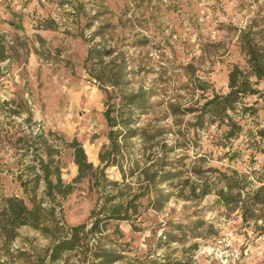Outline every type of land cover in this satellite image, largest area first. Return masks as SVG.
Returning <instances> with one entry per match:
<instances>
[{
	"label": "rangeland",
	"instance_id": "1",
	"mask_svg": "<svg viewBox=\"0 0 264 264\" xmlns=\"http://www.w3.org/2000/svg\"><path fill=\"white\" fill-rule=\"evenodd\" d=\"M248 27L264 34V0H0V33L15 49L9 59L0 62V103L24 99L28 109L13 116L15 122L18 119L22 124L31 112L32 124L65 140L77 139L88 158L96 157L108 143L104 97L85 69V58L95 45L117 49L127 62L126 92L141 86L153 93L150 103L155 107L141 118L160 133L150 151L155 155L163 151L168 162L184 158L182 169L188 171L184 177L194 178L190 171L196 166L249 173L264 165V153L247 149L245 137L221 149L213 127L194 132L189 125L192 115L175 120L165 109L167 102L190 107L196 101L201 103L212 90L225 93L232 66L245 67L238 37ZM99 30L102 34L95 35ZM196 79L205 84L207 94L198 90ZM1 110L0 196L22 197L14 173L24 157L7 144L17 128L3 123L8 114ZM258 120L264 126L262 115ZM128 142L135 147L124 151L126 177L122 179L116 167H108L105 174L108 180L133 188L137 172L130 177L128 169H133V161L141 168L150 159L141 156L142 143L137 138ZM256 145L264 150V142ZM225 152H236L237 157L224 159ZM61 167L65 179H70L69 153L62 155ZM86 188L77 185L76 192L62 204L66 225L88 223L91 211L97 208L95 190ZM158 188L175 193L166 184ZM214 201V196L196 202L171 196L160 211H153L144 209V200L138 209L140 216L133 222L138 232L126 221L112 223L119 227L128 247L127 258L114 264H140L149 249L155 250L154 243L168 224L190 226L196 221L204 223L198 232L201 236L181 234V244L157 248L155 256L176 248L179 252L172 257L186 259L189 253L181 250L195 244L190 253L193 264H264V209L256 208L243 219L239 210ZM108 227L111 233L112 227ZM16 233L9 244L0 237V264H33L36 257L45 255L48 239L27 227ZM82 259L72 256L65 263L54 264H88Z\"/></svg>",
	"mask_w": 264,
	"mask_h": 264
},
{
	"label": "trees",
	"instance_id": "2",
	"mask_svg": "<svg viewBox=\"0 0 264 264\" xmlns=\"http://www.w3.org/2000/svg\"><path fill=\"white\" fill-rule=\"evenodd\" d=\"M100 34V30L95 33L97 36ZM238 41L245 67L232 66L227 75V91L217 93L212 90L208 95L205 84L196 79L194 82H197L198 90L207 94L203 101L198 104L196 101L190 107L167 102L166 115L175 120L192 115L193 124L189 125L194 132L213 127L221 149L225 150L231 145L230 142L245 137L247 149L264 153L256 145L264 142V126L258 120L259 115L264 117V34L248 27L240 32ZM9 44L5 41V35L0 33V62L9 59L10 52L15 50ZM85 69L104 97L103 117L108 143L98 153L97 165L89 160L77 139L65 140L56 133H45L37 124H32L31 112L22 124L18 119L15 122L13 116H19L21 111L28 109L24 99L0 103L1 111L8 114L4 115L3 123L13 124L17 128L7 144L16 148L21 153L20 157H24L19 163L20 169L14 173L23 196H0V237L4 244L17 237L18 229L27 227L50 241L45 255L36 257L33 264H54L60 260L65 263L72 256L83 257L81 261L85 260L88 264H114L127 258L128 247L119 227L112 223L126 221L133 231L138 232L133 222L140 216L138 209L144 200V209L160 211L171 196L193 202L214 196L216 205L239 210L243 219L256 208L264 209V165L249 173L231 168L209 167L202 170L196 166L190 171L194 176L191 178L184 177L188 173L182 169L185 166L181 164L184 158L168 162L163 151L156 155L150 151L160 133L150 129L141 118L155 107V103H150L153 93L141 86L136 91L126 92L128 67L121 51L92 46L87 51ZM248 98L254 100L246 102ZM246 125L250 127L245 129ZM136 138L142 143L141 156L150 159L141 168L137 161H133V169H128L130 177L137 172L136 186L132 188L129 184L108 180L105 174L108 167H116L122 179L126 177L124 151L128 153L129 149L135 147L128 141ZM64 153H69L76 167V175L69 183L61 178V157ZM236 157V152L224 153V159L233 160ZM79 184H85L88 191L95 190L100 202L91 211L88 223L68 226L64 222L62 204L76 192ZM164 184L174 189L175 193L158 188ZM108 226L112 227L111 233ZM203 227L202 221L190 226L168 224L155 241L154 248L157 250L168 248L172 243L181 244V234L201 236L198 232ZM196 247L193 244L181 250L189 253L186 259L172 257L179 252L176 248L168 249L169 253L158 257L152 248L144 257V264H193L190 253ZM134 259L139 261L138 257Z\"/></svg>",
	"mask_w": 264,
	"mask_h": 264
},
{
	"label": "crops",
	"instance_id": "3",
	"mask_svg": "<svg viewBox=\"0 0 264 264\" xmlns=\"http://www.w3.org/2000/svg\"><path fill=\"white\" fill-rule=\"evenodd\" d=\"M70 160H71V156H70ZM89 160H90L93 164H95V162L98 163L97 156H96V157H95V156H91V158H89ZM71 164H72V175H71L70 179H65L63 173H62V175H61V178H62V180H63L65 183H69V182L75 177V175H76V167H75L74 164L72 163V160H71Z\"/></svg>",
	"mask_w": 264,
	"mask_h": 264
}]
</instances>
